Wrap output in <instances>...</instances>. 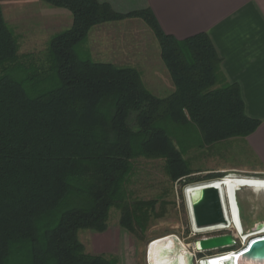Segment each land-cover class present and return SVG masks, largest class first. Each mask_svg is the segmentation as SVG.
Instances as JSON below:
<instances>
[{
	"label": "trees",
	"instance_id": "1",
	"mask_svg": "<svg viewBox=\"0 0 264 264\" xmlns=\"http://www.w3.org/2000/svg\"><path fill=\"white\" fill-rule=\"evenodd\" d=\"M41 1L67 10L73 23L51 39L50 81L37 89L8 69L19 48L0 0V264H117L87 252L79 235L105 232L114 207L130 233L142 206L155 210L150 200L127 197L135 161L162 159L170 179L186 184L191 170L173 126L195 125L209 146L247 137L260 121L246 114L240 86L223 79L207 33L178 39L151 8L120 13L100 0ZM133 18L159 41L174 86L166 97L151 93L137 68L78 52L93 27Z\"/></svg>",
	"mask_w": 264,
	"mask_h": 264
},
{
	"label": "rangeland",
	"instance_id": "2",
	"mask_svg": "<svg viewBox=\"0 0 264 264\" xmlns=\"http://www.w3.org/2000/svg\"><path fill=\"white\" fill-rule=\"evenodd\" d=\"M139 20H134L133 23H130L131 21L121 23L120 26L123 28L118 27L116 30L111 28L115 31L109 30L108 36L104 32V39L96 38L91 29L86 41L79 46L78 52L95 61L137 68L146 88L156 96L166 97L174 90V86L161 58L159 41L150 27L143 20ZM129 24L135 25L134 28L126 26ZM11 28L19 48L18 61L8 64L11 75L32 87L43 89L44 82L50 81V78L46 77L45 70L49 69L51 36L30 32L29 29L18 25L16 28L12 25ZM122 33L127 36L120 37ZM42 75L43 78L40 79ZM172 131L175 139L182 143L184 157L191 170L189 181L186 184L181 180L173 182L167 174L165 161L162 159L144 157L137 159L133 173L125 183V192L131 201H152L155 210L152 206H142L143 211L140 215H144L141 223L136 225L135 232L130 233L121 225V210L112 208L108 229L105 232L97 233L90 229L80 231L79 236L87 252L107 255L117 264H151L150 244L172 236L175 241L173 252L178 254L186 247L188 264H200L199 261L203 258L224 253L228 249L198 252L194 243L200 238L233 234L236 243L229 249L239 250L246 245L247 241H243L233 227L197 231L194 227L190 196L187 193L192 186L206 185L209 181L219 178L245 177L263 180L262 176L256 174V169L259 167L246 150V144L242 139L234 141L235 139L231 138L228 139L229 141L225 140L226 142L203 146L200 132L193 124L187 127L175 125ZM221 174L223 175L219 176ZM236 196L242 228L247 233L256 222L264 221V191L257 192L247 187L239 188ZM223 201L229 219L230 209L226 200Z\"/></svg>",
	"mask_w": 264,
	"mask_h": 264
},
{
	"label": "crops",
	"instance_id": "3",
	"mask_svg": "<svg viewBox=\"0 0 264 264\" xmlns=\"http://www.w3.org/2000/svg\"><path fill=\"white\" fill-rule=\"evenodd\" d=\"M100 1L109 3L120 13L151 8L163 30L178 39L201 32L209 35L221 58L225 81L240 86L246 114L260 121L249 136L232 139L243 140L259 167L256 174L264 178V0ZM1 5L6 22L15 28L18 25L53 38L72 26L71 13L41 0H1ZM134 20L139 19L100 24L92 28V33L104 39V32L108 36L109 30L123 28L121 23Z\"/></svg>",
	"mask_w": 264,
	"mask_h": 264
},
{
	"label": "water",
	"instance_id": "4",
	"mask_svg": "<svg viewBox=\"0 0 264 264\" xmlns=\"http://www.w3.org/2000/svg\"><path fill=\"white\" fill-rule=\"evenodd\" d=\"M191 211L193 215V221L198 228L230 225L224 208L222 191L215 184H206L199 187L198 190H195L194 194L191 196ZM263 230L264 221H259L254 224L253 228L249 230L247 234ZM235 243L236 240L233 234H220L200 238L195 241L194 247L196 251L204 252L214 249L232 247ZM233 252L236 253L229 256L228 259H225V257L218 258V260H220L219 262H223V264L255 263L258 259L264 257V233L253 236L247 245L243 246L239 250H234Z\"/></svg>",
	"mask_w": 264,
	"mask_h": 264
},
{
	"label": "bare ground",
	"instance_id": "5",
	"mask_svg": "<svg viewBox=\"0 0 264 264\" xmlns=\"http://www.w3.org/2000/svg\"><path fill=\"white\" fill-rule=\"evenodd\" d=\"M208 183V182H207ZM208 184H215L217 185L220 190L222 191L223 200H226V204L229 210V226L226 225H219L215 227H207V228H198L195 223L194 227L197 231H202L204 229H212V228H234L235 232L238 236H241L243 241H247L246 245L250 242L253 236L258 234L264 233L263 231L247 234L243 231L242 225L240 223L239 218V207L236 201V191L239 188H250L253 191H264V180L258 179H251V178H238V177H226L224 179H218L214 181H209ZM200 186H192L188 189L187 193L190 196V203H191V196L194 194L195 190H198ZM227 189V192H226ZM225 195V196H224ZM230 205V207H229ZM226 207V205H225ZM228 210V209H227ZM240 238V237H239ZM242 242V241H241ZM175 248V241L173 240L172 236L164 237L159 240L154 241L150 244V260L151 264H188V258L186 256V247L183 249L182 252L176 254L173 252ZM236 252L230 251L219 255L209 256L206 259L199 261L200 264H223V262H219L218 258L225 257L228 259L229 256L233 255ZM224 260V259H223ZM252 264H264V257L258 259L255 263Z\"/></svg>",
	"mask_w": 264,
	"mask_h": 264
}]
</instances>
